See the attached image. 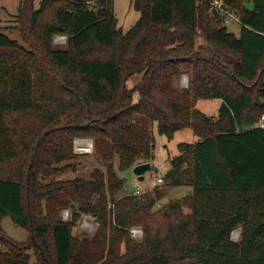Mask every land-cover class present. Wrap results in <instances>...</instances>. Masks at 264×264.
<instances>
[{"label": "trees", "instance_id": "16d2710c", "mask_svg": "<svg viewBox=\"0 0 264 264\" xmlns=\"http://www.w3.org/2000/svg\"><path fill=\"white\" fill-rule=\"evenodd\" d=\"M213 1L131 0L140 17L124 32L113 0H20L28 48L0 29V264H29L30 250L40 264H264V0H223L239 36ZM185 72L189 86L177 87ZM199 99L220 100L216 118ZM154 122L170 139L197 137L163 178L192 193L157 211L159 194L120 195L112 165L154 158ZM76 137L94 140L106 172L52 179L77 157ZM84 214L99 223L92 237L73 234ZM6 217L25 240L7 234Z\"/></svg>", "mask_w": 264, "mask_h": 264}, {"label": "rangeland", "instance_id": "374dc122", "mask_svg": "<svg viewBox=\"0 0 264 264\" xmlns=\"http://www.w3.org/2000/svg\"><path fill=\"white\" fill-rule=\"evenodd\" d=\"M39 1L36 0L37 7L39 6ZM20 0H0V29L6 33L9 37L16 39L23 46L28 48V44L24 42L20 32V23L17 17L18 14V5ZM113 7L115 15L118 19V26L122 28L124 32L129 31L132 26L139 20L140 12L137 11L133 5L131 4V0H113ZM229 10V14H225V24L227 26L228 31L234 32L236 35L240 33V21L239 15L235 12V10ZM62 37V35H56L53 40V44L56 48H66V40L64 42L56 41L58 37ZM63 39V38H62ZM200 42H203V38L199 39ZM188 77L186 83L189 86V73H183ZM135 80L131 79L129 84L132 85ZM184 83L181 77L176 80L175 84L180 88H187L188 86ZM187 86V87H186ZM220 100L217 99H199L195 105L196 108L201 110L202 112L217 117L218 107ZM262 119V118H261ZM258 124V125H257ZM255 124V126H259L260 122ZM152 133L155 138V148L153 151L154 158L148 161L151 164V169L144 173L143 178L141 179L137 176L133 168H128L126 170H120L118 168V160L117 158L113 162V166L115 171L119 175V177L123 178L125 183L120 195L126 193H133V191H139V197L143 196H151L155 197L159 196L157 199V203L154 206L153 210H160L163 206L168 205L174 201L180 200L187 195L192 193V188L190 186H176V187H168L165 185V181L160 184H156L155 180L159 177L164 178L165 173L170 169L171 158H174L179 153L178 145L182 142L193 144L197 141V137L194 135L193 131L190 128H186L180 131H177L173 138H168L165 135H161L158 132L157 123L154 122L153 126H151ZM76 139L88 140L93 144L92 152L88 154L76 153L74 151V144ZM73 152L77 154L76 158H72L69 160H65L61 163L56 164L58 168H63L65 166H69L57 173L52 179L56 180H68L74 178H83L90 179L91 173L95 169H100L103 172H106V162L102 161L95 153L94 150V140L92 138H82L76 137L73 141ZM142 163H147L142 162ZM141 164V163H139ZM138 165V164H137ZM158 169V171H156ZM184 213H189L190 209L188 207L183 208ZM63 219H71L72 218V210L70 208L62 210L60 213ZM3 227L7 234L17 241L25 240L28 236L24 229L16 226L10 217H6L3 220ZM99 228V223L96 218L84 214L77 221L73 228V234L79 237H92L97 229ZM131 229L139 230L142 232V236L136 238V241L143 240L144 237V229L140 226H134ZM240 230L236 229L232 233V239L237 241L240 236ZM119 251L123 253L125 251L124 244L119 246ZM30 261L29 264H40L38 258L34 252V250H30Z\"/></svg>", "mask_w": 264, "mask_h": 264}, {"label": "built area", "instance_id": "2783aa9c", "mask_svg": "<svg viewBox=\"0 0 264 264\" xmlns=\"http://www.w3.org/2000/svg\"><path fill=\"white\" fill-rule=\"evenodd\" d=\"M198 1H200V0H198ZM212 6L216 10L220 11L223 15L229 14V10L225 7L223 0H214L212 2ZM239 21H240V19H239ZM65 40H66V36L62 35V37L61 36L58 37V39L56 41L64 42ZM182 80L184 81V83H186V80H188V77H186V75L182 74ZM186 85L188 86V83H186ZM259 126L264 127V116H262V119L260 121ZM92 147H93V144L91 142H88V140L76 139L75 144H74V151L76 153L88 154V153L92 152ZM155 183L156 184L163 183V178L162 177L157 178L155 180ZM138 193H140V192L139 191H133L132 194L138 195ZM65 220H67V219H65ZM130 233H131V237L134 239L142 236V232H140L139 230L131 229Z\"/></svg>", "mask_w": 264, "mask_h": 264}, {"label": "water", "instance_id": "95a60500", "mask_svg": "<svg viewBox=\"0 0 264 264\" xmlns=\"http://www.w3.org/2000/svg\"><path fill=\"white\" fill-rule=\"evenodd\" d=\"M244 6L249 10L254 9V4L250 2H246ZM150 169H151V164L147 162V163H141V164L135 165L133 168V171L137 176H139L142 179L144 173ZM156 171H158V169H156Z\"/></svg>", "mask_w": 264, "mask_h": 264}, {"label": "crops", "instance_id": "0c3cea01", "mask_svg": "<svg viewBox=\"0 0 264 264\" xmlns=\"http://www.w3.org/2000/svg\"><path fill=\"white\" fill-rule=\"evenodd\" d=\"M240 34V33H239ZM237 36H239V35H237ZM220 103V102H219Z\"/></svg>", "mask_w": 264, "mask_h": 264}]
</instances>
